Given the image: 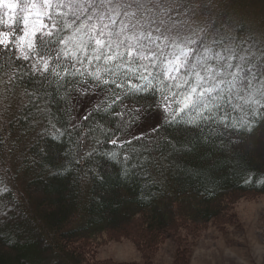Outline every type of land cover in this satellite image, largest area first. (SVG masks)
I'll list each match as a JSON object with an SVG mask.
<instances>
[{"label": "trees", "instance_id": "1", "mask_svg": "<svg viewBox=\"0 0 264 264\" xmlns=\"http://www.w3.org/2000/svg\"><path fill=\"white\" fill-rule=\"evenodd\" d=\"M44 2L14 0L17 8L11 15L18 23L11 29L8 10L0 8V21L7 22H0V32L21 28L32 5ZM74 2L52 0L64 7L51 10L70 13L68 5ZM22 6L27 10L20 11ZM192 7L201 22L242 17L249 23L255 39L241 55L252 61L246 67L259 65L264 73V0H192ZM183 11L187 19L188 9ZM45 22L50 28L51 21ZM71 35L66 29L60 38ZM189 35L195 39L199 28ZM61 61L57 71L63 74L66 66L75 71L71 61L62 56ZM28 65L0 55V264H154L153 252L170 236L177 241L170 264H189L192 236L209 222L230 221L234 200L264 193V88L258 87L264 86V74L250 73V83L239 91L225 88L205 112L212 119L199 128L192 125L195 131L182 136L168 129V136L189 141L176 153L162 141L145 146L134 141L126 147L108 142L122 134L116 131L122 117L111 113L123 107L119 101L108 105L115 99L113 91L127 103L126 87L102 86L95 92L106 96L101 109L93 112L94 101L86 110L90 118L77 119L84 100L77 82L89 79L87 75L60 79L49 73L40 85L38 77L24 73L31 71ZM85 69L94 71L87 61L81 71ZM116 79L120 82L119 75ZM249 90L257 92L256 99L243 98ZM57 157L64 165L59 175L50 168ZM120 238L136 245L141 261L94 259L92 247L102 239Z\"/></svg>", "mask_w": 264, "mask_h": 264}, {"label": "snow or ice", "instance_id": "2", "mask_svg": "<svg viewBox=\"0 0 264 264\" xmlns=\"http://www.w3.org/2000/svg\"><path fill=\"white\" fill-rule=\"evenodd\" d=\"M62 7L63 3L45 0L31 27L25 15L21 28L0 32V55L29 62L31 71L25 69L24 73L34 80L38 77L40 85L49 79V73L60 79L86 74L89 79L77 82L84 96L77 119L90 118L92 113L86 110L94 101L93 112L101 109L106 96L97 97L95 92L102 86L126 87L123 95L127 103L113 91L115 99L108 105L112 107L117 101L123 105L121 112L111 113L122 117L116 129L122 133L119 140L108 139L112 145L119 142L126 147L135 141L145 146L162 141L172 152L184 151L189 141L168 136V129L182 136L195 131L192 125L199 128L201 122L212 119L205 112H210L209 104L219 99L225 88L239 91L250 83V73L264 74L258 71L259 65L246 67L252 61L241 55L255 39L251 25L242 17L201 22L192 0H77L68 5L70 13L51 10ZM0 8L8 9L5 15L13 23L7 26L13 28L18 21L9 13H15L16 3L0 0ZM26 10L27 6L20 8ZM46 20L51 21L50 28ZM194 28H199V35L192 39L189 33ZM66 29H71L72 35L60 38ZM21 31L22 35L18 34ZM260 39L264 44V33ZM61 56L63 61H71L74 72L67 66L63 74L57 71ZM85 61L94 71H81ZM50 168L59 175L64 165L57 157ZM99 180L103 182V173H99Z\"/></svg>", "mask_w": 264, "mask_h": 264}, {"label": "rangeland", "instance_id": "3", "mask_svg": "<svg viewBox=\"0 0 264 264\" xmlns=\"http://www.w3.org/2000/svg\"><path fill=\"white\" fill-rule=\"evenodd\" d=\"M234 9L241 11L242 8ZM40 11L41 7L35 5V8H30L26 13L30 27L35 21L36 13ZM20 34L22 35V31ZM258 87L264 88L263 85ZM256 93L252 90L246 91L243 98L247 96L256 99ZM228 214L230 221L223 220L218 224L209 222L199 235L190 236L189 264H264V193L242 196L234 200ZM176 244V236L162 241L153 252L152 262L172 263L177 250ZM91 251L95 260H142L141 251L128 238L105 241L102 239Z\"/></svg>", "mask_w": 264, "mask_h": 264}]
</instances>
